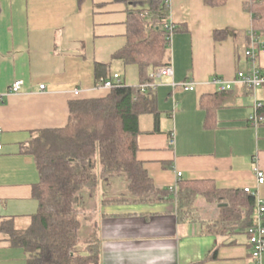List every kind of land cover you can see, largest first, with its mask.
Here are the masks:
<instances>
[{
  "label": "crops",
  "instance_id": "0c3cea01",
  "mask_svg": "<svg viewBox=\"0 0 264 264\" xmlns=\"http://www.w3.org/2000/svg\"><path fill=\"white\" fill-rule=\"evenodd\" d=\"M248 1L212 7L204 0H170L169 22L181 28L171 39L173 75L159 78L155 88L159 118L139 117L137 156L159 189L183 180H213L220 189L250 187L264 202V183L255 173L256 166L264 172V121L250 120L256 103L264 106V85L251 92L234 86L240 94L216 108L211 120L201 102L218 92L210 83L214 77L232 80L249 67L247 49H264V34L254 33L244 8ZM0 5V219L13 217L25 228L38 208L32 189L39 171L21 144L35 131L65 127L70 102L109 94L96 86V63L111 62L113 75L119 73L129 86L140 85V73L136 64L113 60L128 41L124 3L0 0ZM257 63L264 71V52ZM16 80L23 81V89L12 93ZM183 81L197 82V89L173 86ZM96 196L84 208L90 223H100L102 264H255L247 235L203 231L179 219L173 200ZM27 263V252L0 233V264Z\"/></svg>",
  "mask_w": 264,
  "mask_h": 264
},
{
  "label": "trees",
  "instance_id": "16d2710c",
  "mask_svg": "<svg viewBox=\"0 0 264 264\" xmlns=\"http://www.w3.org/2000/svg\"><path fill=\"white\" fill-rule=\"evenodd\" d=\"M80 4L88 0H78ZM128 10L127 44L113 60L136 64L140 85L152 83V72L170 65V17L168 0H113ZM212 7L228 0H204ZM244 8L252 16L254 33L264 34V0H250ZM1 12V5H0ZM97 79L112 78L110 63H96ZM140 85L124 83L102 98L70 102V118L65 127L42 129L21 144V151L34 157L39 181L32 195L38 203L31 222L18 228L13 217L0 219V233L10 244L23 248L27 264H102L100 223L94 219L87 244L82 245V193L96 190L101 180L124 176L127 190L138 202L173 200L180 220L199 224L203 231L221 236L245 234L255 223L256 197L241 189H220L213 180H183L177 191L159 189L138 159L139 117L153 113L159 118L156 89L142 92ZM244 89L252 91L245 87ZM240 94L236 89L220 91L202 99L211 120L216 108L230 105ZM264 117V106L258 110ZM217 206L214 216H205L197 204L200 198Z\"/></svg>",
  "mask_w": 264,
  "mask_h": 264
},
{
  "label": "built area",
  "instance_id": "2783aa9c",
  "mask_svg": "<svg viewBox=\"0 0 264 264\" xmlns=\"http://www.w3.org/2000/svg\"><path fill=\"white\" fill-rule=\"evenodd\" d=\"M170 3V0H168ZM175 25L169 22L166 28L173 30ZM254 35V33L252 34ZM173 34L170 35V40ZM260 52H264V49L257 50L255 47L246 50V56L249 61V67L246 70L238 71L237 75L232 80L224 79L221 77H214L210 82L214 85L218 92L232 90L236 85L245 86L251 90H256L264 85V71L258 65V57ZM172 76L173 69L170 65L161 66L156 68L151 76L154 78L152 83L140 85L142 92H147L149 89H154L158 85V79L162 76ZM123 84L121 76L119 73H115L112 78H100L97 80L96 86L101 89H107L111 91L113 88L121 86ZM181 86L183 89L188 91H194L197 89L198 83L194 81H183L181 83H174L173 86ZM45 85H40V89L43 90ZM23 89V81L16 80L10 86V92L18 93ZM80 90L76 89L74 91L75 95L80 94ZM263 106V103L257 102L255 105V112L251 116L250 120L253 124L258 125L264 121V117L258 115V110ZM175 137L171 135L170 137V147L175 146ZM2 146L0 145V149ZM255 173L259 184L264 183V172L256 166ZM178 177L182 176L181 172L177 173ZM171 190L177 191V185L172 187ZM244 191L253 194L257 199L258 210L255 217V223L250 226L247 230L248 232V242L251 247L252 256L255 259V264H261L262 256L264 254V202L258 197V194L253 191L250 187H245Z\"/></svg>",
  "mask_w": 264,
  "mask_h": 264
},
{
  "label": "rangeland",
  "instance_id": "374dc122",
  "mask_svg": "<svg viewBox=\"0 0 264 264\" xmlns=\"http://www.w3.org/2000/svg\"><path fill=\"white\" fill-rule=\"evenodd\" d=\"M110 178V177H109ZM112 178V177H111ZM101 187H98L94 191H84L82 193V199H81V207H88L90 201H93L91 199L96 198V194L104 195L105 196H111L114 195L115 199L114 200H120V199H127V198H132L133 196L128 192L127 190V180L124 176H114L113 180H107L103 179L101 180ZM92 197V198H91ZM197 204L202 206L204 209L205 213L207 215L216 213L217 206L211 203H208L204 198H200L197 201ZM96 213L94 212L92 215H95ZM88 215V214H87ZM82 216V229H81V239H82V244L79 247V249H82V245L87 244L88 241V234L91 230V225L90 223V216L88 215Z\"/></svg>",
  "mask_w": 264,
  "mask_h": 264
}]
</instances>
